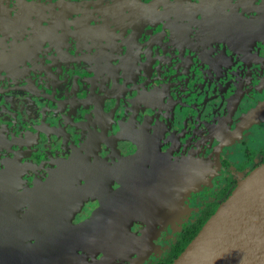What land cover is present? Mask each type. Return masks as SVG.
Instances as JSON below:
<instances>
[{"label":"flooded vegetation","instance_id":"flooded-vegetation-1","mask_svg":"<svg viewBox=\"0 0 264 264\" xmlns=\"http://www.w3.org/2000/svg\"><path fill=\"white\" fill-rule=\"evenodd\" d=\"M264 161V0H0V264H171Z\"/></svg>","mask_w":264,"mask_h":264},{"label":"water","instance_id":"water-1","mask_svg":"<svg viewBox=\"0 0 264 264\" xmlns=\"http://www.w3.org/2000/svg\"><path fill=\"white\" fill-rule=\"evenodd\" d=\"M171 264H264V161L236 185Z\"/></svg>","mask_w":264,"mask_h":264}]
</instances>
